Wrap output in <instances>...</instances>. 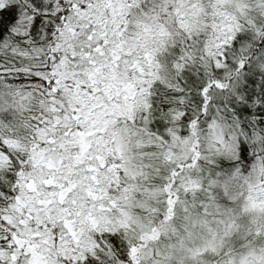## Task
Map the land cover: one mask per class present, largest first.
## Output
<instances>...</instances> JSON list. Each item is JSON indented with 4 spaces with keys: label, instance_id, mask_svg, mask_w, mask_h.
<instances>
[{
    "label": "snow or ice",
    "instance_id": "obj_1",
    "mask_svg": "<svg viewBox=\"0 0 264 264\" xmlns=\"http://www.w3.org/2000/svg\"><path fill=\"white\" fill-rule=\"evenodd\" d=\"M0 264H264V0H0Z\"/></svg>",
    "mask_w": 264,
    "mask_h": 264
}]
</instances>
